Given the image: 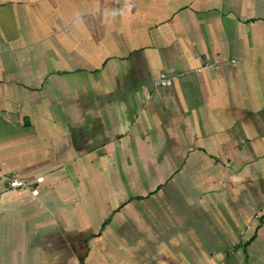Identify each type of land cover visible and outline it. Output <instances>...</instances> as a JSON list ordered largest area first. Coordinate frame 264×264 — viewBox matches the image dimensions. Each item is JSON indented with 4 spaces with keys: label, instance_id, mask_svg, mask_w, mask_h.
Returning <instances> with one entry per match:
<instances>
[{
    "label": "crops",
    "instance_id": "0c3cea01",
    "mask_svg": "<svg viewBox=\"0 0 264 264\" xmlns=\"http://www.w3.org/2000/svg\"><path fill=\"white\" fill-rule=\"evenodd\" d=\"M0 172V264H264V0H0Z\"/></svg>",
    "mask_w": 264,
    "mask_h": 264
},
{
    "label": "built area",
    "instance_id": "2783aa9c",
    "mask_svg": "<svg viewBox=\"0 0 264 264\" xmlns=\"http://www.w3.org/2000/svg\"><path fill=\"white\" fill-rule=\"evenodd\" d=\"M198 72L201 69L197 70ZM172 84V78L166 76L164 73H161L158 78L153 82L155 88H166ZM0 178L3 179L7 188L10 190H28L33 196L38 194L36 185L42 182V178H39L34 183L27 182L26 180L18 177L14 173L4 174L0 172Z\"/></svg>",
    "mask_w": 264,
    "mask_h": 264
}]
</instances>
